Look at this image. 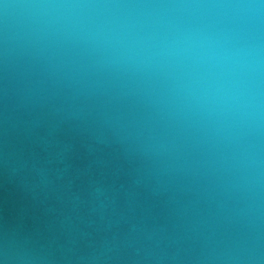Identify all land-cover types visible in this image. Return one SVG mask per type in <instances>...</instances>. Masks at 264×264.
Instances as JSON below:
<instances>
[{
  "label": "water",
  "instance_id": "obj_1",
  "mask_svg": "<svg viewBox=\"0 0 264 264\" xmlns=\"http://www.w3.org/2000/svg\"><path fill=\"white\" fill-rule=\"evenodd\" d=\"M0 264H264V0H0Z\"/></svg>",
  "mask_w": 264,
  "mask_h": 264
}]
</instances>
